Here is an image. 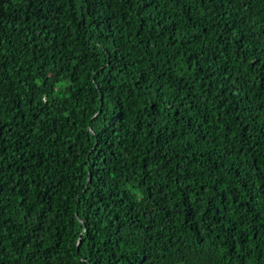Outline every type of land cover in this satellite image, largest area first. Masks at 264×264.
Here are the masks:
<instances>
[{
    "label": "trees",
    "instance_id": "obj_1",
    "mask_svg": "<svg viewBox=\"0 0 264 264\" xmlns=\"http://www.w3.org/2000/svg\"><path fill=\"white\" fill-rule=\"evenodd\" d=\"M0 264H264V0H0Z\"/></svg>",
    "mask_w": 264,
    "mask_h": 264
},
{
    "label": "snow or ice",
    "instance_id": "obj_2",
    "mask_svg": "<svg viewBox=\"0 0 264 264\" xmlns=\"http://www.w3.org/2000/svg\"><path fill=\"white\" fill-rule=\"evenodd\" d=\"M177 2H178V0H177ZM146 6L147 7H150L151 5L150 4H146ZM172 109L171 108H169V111H171ZM238 235V234H237ZM234 237L233 236H228L227 237V239H229V240H232ZM239 245H237V247H238ZM133 260H135V257H133Z\"/></svg>",
    "mask_w": 264,
    "mask_h": 264
}]
</instances>
